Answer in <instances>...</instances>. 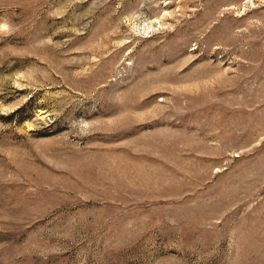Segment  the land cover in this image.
<instances>
[{"label":"rangeland","instance_id":"obj_1","mask_svg":"<svg viewBox=\"0 0 264 264\" xmlns=\"http://www.w3.org/2000/svg\"><path fill=\"white\" fill-rule=\"evenodd\" d=\"M0 264H264V0H0Z\"/></svg>","mask_w":264,"mask_h":264}]
</instances>
